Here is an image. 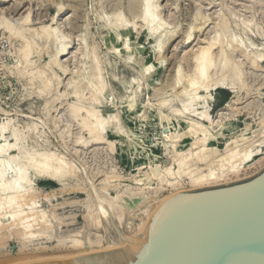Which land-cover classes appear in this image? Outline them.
<instances>
[{"label": "bare ground", "instance_id": "1", "mask_svg": "<svg viewBox=\"0 0 264 264\" xmlns=\"http://www.w3.org/2000/svg\"><path fill=\"white\" fill-rule=\"evenodd\" d=\"M7 1L11 0H0V2ZM161 1L162 0H145L143 4L144 11L140 19V21L142 20L144 23V26L147 27L150 35L156 37L158 44H156L157 42L155 44L158 48V54L162 51L166 41L173 37V33L169 32L166 28L167 20H165L159 11V4ZM260 2L261 1H254L255 4ZM63 10L64 5H61L59 12ZM2 14L0 12V28L9 34L15 48L14 52L19 55L18 64L16 65L17 69L23 65L29 67L27 64L28 60H26L25 57L28 59L26 55H29L32 49H35V54L36 51L38 52L39 62L43 57V52L50 55L51 71L58 66L64 65L65 62L62 63V58L69 55L71 52L66 43L68 36L62 34L61 26L58 25L56 27L57 18H55V16L52 23L44 24L37 22L40 25H36V23H33L31 11L26 15L21 14L22 17L19 23H15L17 17H7ZM114 16L115 20L109 23V29L120 36L121 28L126 26L127 21L122 13H118ZM206 18V16L205 19L201 18L197 26L191 27L187 40H191L195 29H202L205 24H208ZM19 19L20 17L17 20ZM226 19L223 17L221 18L222 23H220L222 26L218 23L215 24L221 27V32H215L217 34H214L215 36H212L204 45L200 44V46L198 45L199 48L190 50V52L186 50V53L180 56L181 58L179 59L181 60V64L178 69L179 82L184 81L185 88H182V90H174L176 98L181 102V107L178 108L172 105L169 107L170 112L168 113L162 109H157V116L162 125L166 120H171V118L177 122V125L183 122L187 124V127L177 133V135L172 131V133H167L163 141V146L166 148L167 153L169 152L170 155L173 154L170 158L175 166L167 165L165 168L162 167L163 169L160 168L161 166L152 167V169L150 167L151 170L148 179L151 178L156 180V185H148L144 182L143 178L137 179L135 186H131V184L123 185L121 180L118 179L117 168H112L111 173L106 174L99 183L100 187L99 191H97L98 193L94 191L95 193L93 194L92 192L94 189L92 192L90 191L91 185L94 186L96 184H92L90 179L88 184H91L89 188L91 193L86 191L88 193L86 198L84 197V199L81 198L82 200L77 201L74 200V203L79 205L83 211V222H81L82 224L77 229L70 231L68 229H63L64 227L69 228L70 224L74 222L76 217L75 214L71 213L67 216H59L55 212H51V210L58 208L57 205L49 204V207H44L43 204L39 203L37 181L39 179L55 181L57 185L63 188L83 186V183L78 177L79 166L74 164L73 161L67 160L65 154L60 155L59 153L58 155L48 150H36L33 153L28 151L24 147L26 136L24 131L21 130L22 128L20 129L18 125H14L15 123L13 124V120L11 119L4 123L0 122V251L5 250L6 239H10L11 237H16L18 239L20 244L19 252L25 254L48 248L46 246L48 242H50V244L51 242L55 243L54 247H65L73 250L71 253L57 256L25 257L14 263L10 262L8 264L70 258L77 255L115 248L117 246H126L130 239L142 233L148 221L151 219V215L163 201L171 195L186 189L182 187L184 183L191 185V188L188 189H198L216 185L222 183V181H236L242 179L243 175H245L243 178L246 179V177H251L264 168V119L260 121L259 128L252 133H248V128L242 133L227 138L224 148L220 149L218 146L222 139H226L225 120H227L230 115L228 116V113L221 111L222 113H219V115L214 118L210 111V101L213 100V94L209 91L223 88L237 93L239 88L250 87L248 80L250 79L249 75H256L255 79H258L257 81L260 82V87L264 86V65H262L264 61V48L254 50L252 47L255 43L250 41L251 39H249L248 42L245 39V41L239 40L240 38L238 39L234 34L229 40L227 39L228 41H224L222 36L231 32L230 23L225 21ZM245 23L248 26L251 21ZM135 24V27H140V25ZM140 28H142V26ZM217 28L216 26V29ZM248 30H250V28ZM255 30L256 29H254V31ZM258 32L260 34L264 33L261 29H259ZM90 33L91 32H89V34ZM244 33L247 34L248 32ZM260 34L258 36H260ZM93 38H95V36ZM93 40L94 39H92V43L90 42L91 44L87 45V54L85 56L81 54L82 57H85V61L88 60L89 62L87 74L80 81L76 80L70 84L67 83L69 86L71 85L68 90L66 89L67 91L59 93L58 90L62 81H60L59 77H54L55 74H52L53 71L51 73L47 72L45 69V72L41 70L44 72V74L42 73L44 82L41 83L43 85L40 84V93L43 95L47 94V96L53 93V96H51L50 101L45 103L43 109L46 118H41L42 120L40 119V121L41 124H46L54 104L62 97L66 98L71 96L74 98V101L69 103L68 114L72 123L82 125V128L86 129L90 134V142H93L95 145L103 144L104 146V144H106V148L104 147L107 149L106 152L111 151L113 154L116 148V141L112 142L107 139V134L112 133L118 136H127L128 132L131 131L134 136L139 135L138 132L132 130L131 120L128 119V115L133 113L136 109L139 90H141L143 85L141 81L153 75L155 66L151 64L144 67L142 78L138 82L139 86L137 89L133 90L132 95L128 96L127 105L119 106L115 101L117 97L114 93H111L112 98L111 96H107V92L113 90L111 88L112 82L108 80V69L113 65L106 56L102 55L99 43ZM81 42H83V39ZM81 42V45H78H80L79 49L82 52L84 46ZM218 45H220V50L218 53L219 56L217 57L215 48ZM122 47V49L114 47L112 49L113 53L122 55L123 50L126 51L128 55L125 58V62L126 64H130L131 61L135 60V49L132 47L129 39H126L122 43ZM236 50H238L239 53L241 52L240 55H242V57L244 56L243 60L238 59L239 57L235 55ZM77 52L73 55L74 57L72 56L73 58H76L78 55ZM183 52H185V50L182 51V53ZM186 62H188L187 65H191L190 69L193 66V69H191L192 72H189L190 69L188 71L185 69L184 73V67L182 66L184 64L182 63ZM189 62L191 64H189ZM248 65L250 67H248ZM43 67L44 66L41 68L40 66L41 69H43ZM247 67L252 71L248 72L249 69H247ZM69 70V67L65 68L64 66V72L68 73ZM258 71L261 73L256 74ZM37 73H39V71ZM37 73H33L32 77L34 78ZM55 73L57 72L55 71ZM214 75L218 76L215 80L213 79ZM36 77L39 80V74L38 76L36 75ZM42 77H40V79ZM75 79H72V81ZM38 80H36L37 83ZM32 81V84H34V80ZM259 92L262 95V92ZM237 97L240 98L239 95ZM237 101L233 100L229 104V109L232 108L234 110V108H238L234 107L237 106ZM170 102H173V100L165 98L160 104L162 107H165L171 104ZM107 103L115 108V110L104 114L101 108ZM260 106L262 108L261 111H263L264 105ZM60 118L62 119V117ZM54 123L56 128H59L58 125H61L63 122L57 119ZM34 124V128L31 126L25 127L26 129L29 128L27 130H30V137L32 139H35V130L39 126L38 123H33V125ZM177 125L175 128H178ZM188 138H191L190 145L185 149L179 148V143L185 142ZM33 142L35 143L34 140ZM76 142L81 146L83 145V147L89 144L83 135L78 137ZM35 144L37 145V143ZM25 145H27V143H25ZM140 147L141 145L133 139L131 148L137 150ZM104 148H95V151H93L95 152L94 155L97 156ZM143 148L146 147L143 146ZM149 152L151 154L154 153L151 148ZM79 162L80 161H78V163ZM98 167L97 169H100L97 171L90 172L86 170L89 171V175L91 173H100L103 171L101 167ZM89 169L92 168L90 167ZM91 175L93 176L96 174ZM90 177L91 176H89V178ZM85 187L86 190H88V186ZM96 188L95 190H98ZM164 191H168V194L163 195L162 193ZM96 193L97 196H95ZM89 194L90 196L93 194L92 199ZM138 196H141L142 200L136 202L135 206L130 205V202L136 200ZM47 200L50 202V198H47ZM139 203H142V205H139ZM127 204L130 205V208H127L129 207ZM112 223H116L122 231L124 234L123 239L117 235ZM102 229L108 234L105 235L104 233H100Z\"/></svg>", "mask_w": 264, "mask_h": 264}, {"label": "rangeland", "instance_id": "2", "mask_svg": "<svg viewBox=\"0 0 264 264\" xmlns=\"http://www.w3.org/2000/svg\"><path fill=\"white\" fill-rule=\"evenodd\" d=\"M254 1L261 2L255 4ZM144 3L145 0H11L7 2H0V12L1 14L3 13L2 15L14 18L17 17V19L20 17L19 20L16 19L15 23H19L22 15H26L29 11H31L33 23H36V25H40L37 22L44 24L52 23L55 16V18H57L56 27L58 25L61 26L62 34H66L68 36L67 40L69 41L66 40V43L69 46V51L71 53L62 58V63H65L60 66L61 68L58 66L54 70L52 69V73L50 55L43 52V57L39 62L38 52L36 51L35 54V49H32L30 52L31 54L29 53V55H26L28 59L25 57V59L28 60L27 64L29 67L23 65L24 67L20 66L17 69L16 65L18 64L19 55L14 52L15 48L9 34L0 28V122L4 123L11 119L13 120V124L15 123L14 125H18L20 129L22 128L21 130L24 131L26 136L24 147L28 151L33 153L36 150H48L58 155L59 153L60 155L65 154L67 160L73 161L74 164L79 166L78 177L83 183V186L76 188H63L57 185L55 181H49L46 179H39L37 181V195L39 197L40 204H43L44 207H49V204L57 205L58 208L51 210V212H55L59 216H67L71 213L76 215L74 222L70 224L69 228L64 227V230L68 229L70 231L80 227L82 224L81 222H83V211L81 207L74 202L82 200L81 198H86V195L91 193L93 189V194L99 191V183L106 174L111 173L112 168H117L118 179L121 180L123 185L131 184V186H135L136 180L140 178H143L144 182L148 185H156V180L151 178L148 179V175L152 167L155 168L161 166L160 168H165L167 165L175 166V164L171 162L170 158L173 154L170 155L169 152L167 153L166 148L163 146V141L167 133L173 132L177 135V133L187 127V124L183 122L179 123L180 125H177V122L171 118L172 121L168 119L162 125L157 116V109H162L168 113L170 112L169 107L172 105H175L178 108L181 107V102L176 98L174 90H182V88H185V82H179L178 69L181 64V60L179 58H181V55L186 53V50H189L187 52H190V50L199 48L200 44L204 45V43L208 42L212 36H215L214 34H217L215 32H221L220 26H222V17L224 19L227 18L225 21H228L231 27V32L222 36L224 41H228L234 34L238 39L240 38L239 40L245 39L248 42L249 39H251L250 41L255 43L252 47L254 50L264 48V33L260 34L258 32L259 29L264 32V0H162L159 4V11L165 20H167L166 28L169 32L173 33V37L166 41L159 54L156 45L158 44L156 37L150 35L147 27L144 26L142 20L140 21L144 11ZM140 4L143 7H141ZM61 5H64V10L59 12ZM118 13H122L127 21L126 26L121 28L120 36H118L113 30L109 29V23L115 20L114 15ZM205 16L207 17L206 20L208 24H205L202 29H199L200 31L195 29V35L193 34L191 40H187L191 27L197 26L200 23L201 18L205 19ZM249 21H251L249 25L252 27L246 25L245 22ZM135 23L140 25V27L142 26V28L138 26L135 27ZM217 23L220 26L215 25ZM216 26L218 27L217 29ZM247 27L248 29L250 28L251 31L248 30ZM254 29L256 30L254 31ZM89 32H91V36ZM244 32L248 33L245 34ZM259 34L260 36H258ZM94 36L95 38H93ZM82 39L83 42H81ZM92 39H94L93 41L99 43L102 55L106 56V58L113 65L108 69V80L112 82L111 88L113 90H109L107 92V96H111L112 98L111 93H114L117 97L115 101L119 106L127 105L128 96L132 95L133 90L137 89L139 86L138 82L142 78L141 76L144 67L151 64L155 66L153 75L141 81L143 85L141 90H139L136 109L133 113L128 115V119L131 120L132 130L138 132L139 135L134 136L131 131L128 132L127 136H118L112 133L107 134V139L112 142L116 141V148L114 149L113 154L111 151L106 152V144L103 146V144L95 145L93 142H90V134L86 129L82 128V125L72 123L68 114L69 103L74 101V98L71 96L66 98L62 97L54 104L46 124L43 125L40 121L41 118H46L43 109L45 107V103L50 101L51 96H53V93L48 96L47 94H45V96L40 93V84L44 82L42 76L45 70H47V72H51L53 75L55 74L54 77H59L60 81H62L58 90L59 93L67 91L71 87V85L69 86L67 83L70 84L76 80H82L88 72L89 62L88 60L85 61L84 56L87 54V45L92 43ZM126 39H129L132 47L135 49V60L131 61L130 64H126L125 62V58L128 55L126 51L123 50L121 55L113 53L112 50L114 47L122 49V43ZM80 42L83 43L82 45L84 46L82 49L83 53L79 49L81 45ZM184 50L185 52L182 53ZM219 50L220 45L215 48L217 57L219 56ZM237 51L238 50H236L235 55L239 57H237L238 59L243 60L244 56L242 57V55H240L241 52L239 53V51ZM76 52L78 55L76 58H73V55ZM81 54L84 56L82 57ZM187 63L188 62L182 63L184 64L182 65L184 67H182L184 69V73L185 69L188 71L191 67V65H187ZM189 64L191 63L189 62ZM262 65H264V61L262 62ZM40 66L41 68L44 66L43 69H41ZM64 66L65 68L69 67L70 70L68 73L64 72ZM248 67L250 66L248 65ZM248 67L247 69H249ZM191 69H193V66ZM191 69L189 72H192ZM41 70H44V72ZM38 71L39 73H37ZM250 71L252 70L249 69L248 72ZM33 73H37L34 78L32 77ZM260 73L261 72L259 71L256 72V74ZM38 74L42 77L41 79L39 77V80L36 77ZM255 76L256 75H249L250 79L248 80L250 87L239 88L237 93H233L232 90L223 88L213 89L211 90L212 92L209 91L213 94V100L210 101V111L214 118H216L219 113H222L223 111L228 113V116L230 115L229 118L225 120L226 139L221 140L218 145L220 149L224 148L227 138H231L239 133H242L248 128V133H252L254 130L259 128L260 121L264 119V110L261 111L262 108L260 106L264 105V86L260 87V82L257 81L258 79H255ZM217 77L218 76L214 75L213 79L215 80ZM31 79L34 80V84H32L33 81ZM35 79L38 80V83ZM72 79L75 80L72 81ZM259 91L262 92V95ZM238 95L240 98L237 97ZM165 98H168V100L170 98L174 103L170 102L171 104L162 107L160 102ZM233 100L237 101V106L234 107H238L236 109L234 108V110L232 108L229 109V104ZM101 109L104 114L115 110V108L108 103ZM60 117H62V119ZM55 119H60L63 122L61 125H58L59 128H56L55 126ZM33 123L39 124L38 128L35 130V139L30 137V130H27L29 128H25L26 126L34 128L35 124L33 125ZM176 125L178 128H175ZM81 135H83L89 142V144L85 147L76 142L78 137ZM133 139L141 145V147L137 150L131 148V142ZM33 140L37 143V145L33 142ZM25 143H27V145H25ZM190 143L191 138H188L185 142L179 143V148L185 149L190 145ZM143 146L146 148H143ZM97 147L105 148L100 152L101 154L99 153L100 155L98 154L96 156L93 151H95L94 149ZM150 148L154 152L153 154L149 152ZM78 161L80 162L78 163ZM96 166L101 167L103 171L100 173H91L96 174L93 176L91 174L89 175V171L92 172L100 169L99 167V169H97ZM90 167L92 169H89ZM88 175L91 177L89 178ZM244 176L245 175L242 176V179H245L243 178ZM90 179L92 184L96 185L93 186L88 184ZM242 179H238L236 181ZM230 182L222 181V183L216 185ZM90 185L91 192L89 191ZM85 186H88V190H86ZM182 187L186 188L185 190H191L188 189L191 188V185L188 183H184ZM95 188L98 190H95ZM86 191L89 192L87 193ZM97 193L95 196H97ZM93 194L91 195L93 196ZM162 194L166 195L168 194V191H164ZM92 196H90L91 199ZM47 198H50V202H48ZM141 198V196H138L136 200L130 202V205L135 206L136 202L142 200ZM88 199L91 200L90 198ZM130 205L127 204V206H129L127 208H130ZM139 205H142V203H139ZM100 233H104L105 235L108 234L104 229L100 230ZM13 238L14 237H11L10 239L7 238L5 250L0 251V264H8L10 262L14 263L25 257L57 256L68 254L73 251L65 247H54L55 243L51 242L50 244V242H48L46 246L49 249L45 248L42 250H35L30 254H25L23 252H19V241L16 237L14 239Z\"/></svg>", "mask_w": 264, "mask_h": 264}, {"label": "water", "instance_id": "3", "mask_svg": "<svg viewBox=\"0 0 264 264\" xmlns=\"http://www.w3.org/2000/svg\"><path fill=\"white\" fill-rule=\"evenodd\" d=\"M150 218L126 246L21 264H264V168L239 181L177 192Z\"/></svg>", "mask_w": 264, "mask_h": 264}]
</instances>
